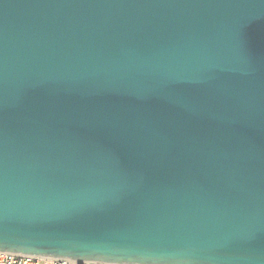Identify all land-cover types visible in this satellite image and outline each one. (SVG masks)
<instances>
[{
	"label": "water",
	"instance_id": "95a60500",
	"mask_svg": "<svg viewBox=\"0 0 264 264\" xmlns=\"http://www.w3.org/2000/svg\"><path fill=\"white\" fill-rule=\"evenodd\" d=\"M0 238L264 264V0H0Z\"/></svg>",
	"mask_w": 264,
	"mask_h": 264
},
{
	"label": "snow or ice",
	"instance_id": "6c2138e0",
	"mask_svg": "<svg viewBox=\"0 0 264 264\" xmlns=\"http://www.w3.org/2000/svg\"><path fill=\"white\" fill-rule=\"evenodd\" d=\"M6 242L0 238V246ZM27 254L35 257L46 258L50 264L57 261H65L66 264H119L118 261L103 259L91 249H72V248H32L23 250Z\"/></svg>",
	"mask_w": 264,
	"mask_h": 264
},
{
	"label": "built area",
	"instance_id": "2783aa9c",
	"mask_svg": "<svg viewBox=\"0 0 264 264\" xmlns=\"http://www.w3.org/2000/svg\"><path fill=\"white\" fill-rule=\"evenodd\" d=\"M0 264H50V262L48 259L0 254ZM56 264H66V262L61 260Z\"/></svg>",
	"mask_w": 264,
	"mask_h": 264
}]
</instances>
